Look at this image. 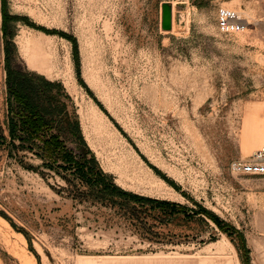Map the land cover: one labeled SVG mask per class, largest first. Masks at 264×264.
Masks as SVG:
<instances>
[{
    "label": "rangeland",
    "instance_id": "rangeland-1",
    "mask_svg": "<svg viewBox=\"0 0 264 264\" xmlns=\"http://www.w3.org/2000/svg\"><path fill=\"white\" fill-rule=\"evenodd\" d=\"M220 7L245 28L221 31ZM7 8L76 37L81 76L106 112L77 79L71 41L21 20L5 36L0 2V132L7 135L8 40L13 65L63 83L70 116L118 185L177 205L107 196L0 144V264H97L106 254H206L214 264L264 257V175L231 169L264 144V0H7Z\"/></svg>",
    "mask_w": 264,
    "mask_h": 264
},
{
    "label": "trees",
    "instance_id": "trees-1",
    "mask_svg": "<svg viewBox=\"0 0 264 264\" xmlns=\"http://www.w3.org/2000/svg\"><path fill=\"white\" fill-rule=\"evenodd\" d=\"M0 2L2 31L5 36L8 34L9 23L21 20L46 33H57L71 41L77 79L106 112L102 103L94 96L81 76L79 46L76 37L63 30L36 24L26 15L10 13L7 8V0H0ZM5 52L7 135L0 132L1 145L7 143L11 151L14 149L28 150L41 158L42 165L54 169L63 176L69 174L76 177L88 187H95L107 196L123 197L161 206L174 207L177 205L169 200L141 195L118 185L112 175L101 167L83 133L77 116H70L66 100L70 95L66 93L63 83L36 70L13 65L9 54L8 40ZM69 143H72L73 146ZM151 166L168 183L179 189V186L165 173L156 166L152 164ZM198 210L210 217L216 224L223 226L224 221L212 210L201 204H199ZM239 236L245 251L249 252L244 235L240 233ZM243 263L250 264L249 256L243 260Z\"/></svg>",
    "mask_w": 264,
    "mask_h": 264
},
{
    "label": "built area",
    "instance_id": "built-area-1",
    "mask_svg": "<svg viewBox=\"0 0 264 264\" xmlns=\"http://www.w3.org/2000/svg\"><path fill=\"white\" fill-rule=\"evenodd\" d=\"M217 23L219 29L226 33L240 32L245 28L244 20L228 7H220ZM231 169L236 173L264 175V144L255 148L247 156L233 160Z\"/></svg>",
    "mask_w": 264,
    "mask_h": 264
},
{
    "label": "crops",
    "instance_id": "crops-1",
    "mask_svg": "<svg viewBox=\"0 0 264 264\" xmlns=\"http://www.w3.org/2000/svg\"><path fill=\"white\" fill-rule=\"evenodd\" d=\"M97 264H214L206 254L192 255H131V254H106ZM216 264H223L216 263ZM250 264H264L263 258H252Z\"/></svg>",
    "mask_w": 264,
    "mask_h": 264
},
{
    "label": "water",
    "instance_id": "water-1",
    "mask_svg": "<svg viewBox=\"0 0 264 264\" xmlns=\"http://www.w3.org/2000/svg\"><path fill=\"white\" fill-rule=\"evenodd\" d=\"M170 4L169 3H164L162 5L163 7V14H162V19H163V25L166 28H170L172 26V18L171 14L168 11Z\"/></svg>",
    "mask_w": 264,
    "mask_h": 264
},
{
    "label": "bare ground",
    "instance_id": "bare-ground-1",
    "mask_svg": "<svg viewBox=\"0 0 264 264\" xmlns=\"http://www.w3.org/2000/svg\"><path fill=\"white\" fill-rule=\"evenodd\" d=\"M257 135H258L259 138L264 139V127H259Z\"/></svg>",
    "mask_w": 264,
    "mask_h": 264
}]
</instances>
